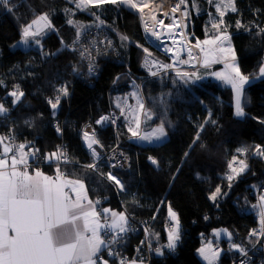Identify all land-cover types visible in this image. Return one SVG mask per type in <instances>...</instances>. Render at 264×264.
Instances as JSON below:
<instances>
[{
    "label": "trees",
    "instance_id": "16d2710c",
    "mask_svg": "<svg viewBox=\"0 0 264 264\" xmlns=\"http://www.w3.org/2000/svg\"><path fill=\"white\" fill-rule=\"evenodd\" d=\"M214 3L189 0L190 30L202 41L209 39L207 32H214L207 15L215 13ZM233 4L236 11L228 5L219 33L229 37L240 72L252 81L241 93L243 118L236 117L231 86L199 78L202 70L196 75L145 80L141 68L147 54L144 49L154 58L162 56L146 42L137 15L122 3L78 8L73 0H9L11 11L0 4V103L7 109L0 115V136L12 135L17 146L26 145L36 156L34 165L53 175L54 159L48 164L45 160L57 143H65L73 163L67 172L84 182L88 196L99 201L98 211L109 208L126 215L131 231L125 251L131 258L144 244L138 223L147 225L150 247L164 248L169 208L176 213L181 230L175 255H156L151 264H204L198 248L217 228L230 232L229 239L213 240L223 246L218 264H230L256 242L250 233L259 226L262 212L255 188L264 186V155L256 154L257 146L264 150V76L260 71L264 65V0H233ZM40 15H47L53 32L41 38L39 48H12L21 39L22 28ZM69 20L91 22L88 28L100 23L115 47L100 57L99 76L90 84L80 78L77 56L66 51L77 36ZM117 32L128 37V42L122 43ZM141 81L140 99L168 137L152 148L125 140L135 128L116 102L130 91L132 82ZM17 87L24 95L13 104L15 97L9 93ZM61 87H67L68 95L59 94L63 100L52 119L48 101L56 98ZM129 105L136 104L130 100ZM111 109L122 114L119 126L116 131L97 129L96 138L103 149L123 141L131 163L128 171L115 173L123 190L108 179L105 165L95 170L87 167L93 162L81 143L82 128L94 125ZM237 149L247 152L241 154ZM150 153L160 160V169L148 163ZM233 157H240L247 168L229 180ZM218 187L215 200L210 199ZM261 254L257 258H264V251Z\"/></svg>",
    "mask_w": 264,
    "mask_h": 264
},
{
    "label": "snow or ice",
    "instance_id": "6c2138e0",
    "mask_svg": "<svg viewBox=\"0 0 264 264\" xmlns=\"http://www.w3.org/2000/svg\"><path fill=\"white\" fill-rule=\"evenodd\" d=\"M78 8L84 5H100L105 3L117 4V3H129L132 7H137L132 0H73ZM213 0H209L212 3ZM223 2V0H221ZM181 4L185 3V0H180ZM0 4L8 8L9 0H0ZM228 5H232L231 10L236 11L233 0H228ZM195 6V5H193ZM178 7L172 8V12H176ZM227 7V5L225 6ZM217 12L221 16V20L213 24V27H219V24H223L222 17L224 11L221 10V5H216ZM40 22H44L46 27H52L48 23L47 15H40L37 19L33 20L31 24L23 27L21 43L28 44V38L40 35L41 28H37L36 31H32L33 25H40ZM69 24L73 21L69 20ZM163 24V21H158ZM239 26V21L237 22ZM79 30L77 36L79 37ZM155 35V32H153ZM122 40H127L128 37L122 36ZM159 39V37H157ZM229 37L223 35L215 36L212 39H206L203 42L197 40V46L204 45H216L221 52L226 49L222 46L224 41H227ZM217 41H220V45H217ZM39 43V41H36ZM63 43V41L61 42ZM139 47V45H137ZM201 52L204 53V64L207 67L211 63L218 62L215 58L210 59L209 56L214 52V49H205L201 47ZM231 51V49H227ZM148 56L151 53L148 49H144ZM233 59H235V53L232 52ZM189 58H192V53L189 52ZM181 63H187L188 61H180ZM151 63L153 66L157 62L145 60V64ZM164 68L171 67V65H163ZM226 68H231L235 73V76L231 73H213L218 79L224 80L226 84H230L235 93V114L237 116H243L244 112L241 107V89L243 84L248 81V77L240 72V69L235 65H225ZM76 69L74 68L73 71ZM89 71H92L90 66ZM153 76L157 73L152 72ZM261 74L264 75V67L261 68ZM178 75H180L178 73ZM187 75V74H184ZM195 75V73H192ZM58 95L55 98V102L51 99L48 103L55 110L60 102V95H68L67 87H61L57 90ZM19 93V94H17ZM9 95L15 97L12 101L13 104L21 100L24 93L17 90L9 93ZM140 108H144V104L140 103ZM7 112V109L3 104H0V115ZM55 114V113H53ZM108 120V117H101L97 121V124ZM206 123L208 121H205ZM215 123V121H212ZM139 126V125H138ZM201 129L203 125L200 126ZM132 131L131 129H129ZM61 129L57 126V132ZM137 132L133 131V136H136ZM166 136L163 125L153 130V133L149 135L139 136L140 140L151 141L153 139L160 140ZM199 138V133H197ZM84 139L87 142V146L92 150L93 157L97 156L96 150L93 145H99V141L95 139V134L84 133ZM5 140H11V137L0 136V144H4ZM102 147V145H100ZM26 145L20 144L18 147L13 148L8 144L3 146V154L0 156V264H108V261L103 260L101 257H97V253L102 248H109V244L106 243L101 236V229H119V232H114L112 242H116L120 238L121 233H126L129 228L127 227V217L124 213H117L111 209L104 208L102 212L95 210L93 202L88 201V206L82 203V200L87 199L86 194L82 197L80 192L76 193V199L73 200L69 194L65 192L66 185L78 186L83 190L85 185L81 180H63L59 179L61 175L59 168H57V179L52 180L48 176H44L40 171H36L35 176L29 175L27 171V156L28 153L23 151ZM238 152L244 154L247 149H237ZM9 153H12L10 159L11 171L9 168ZM59 153V154H58ZM17 154L19 158H17ZM257 155H264V150L260 146L256 147ZM188 153H185L187 156ZM63 156L62 152H53L48 154L47 159H60ZM66 159V158H65ZM149 160L153 165L158 166V161L149 157ZM236 157H233V161ZM240 172H243L247 165L244 161H240ZM18 165H25L23 170H17ZM115 166V165H113ZM87 167L95 170L97 165L95 163L87 165ZM229 168L236 172L233 167V163H229ZM239 174V173H237ZM108 179L114 181L117 186L123 190L124 186L111 173L108 174ZM228 179H233L232 176H228ZM220 192V188L216 189V193L210 196V199L215 200L216 194ZM264 200V197L261 198ZM95 203H99L96 201ZM111 213V222L108 221L107 214ZM169 216L176 222L175 227L168 234L167 247L169 249H175L176 242L179 240V222L175 212L169 208ZM261 223L264 225V210L261 212ZM103 221V222H102ZM255 235V233H250ZM233 247H238L233 245ZM157 253H160V249H156ZM200 254L205 260L211 264V257L205 254V249L201 248ZM114 253L110 250L109 255ZM217 253H213V256ZM96 257V259H93ZM123 264V262H122ZM135 264V262H133Z\"/></svg>",
    "mask_w": 264,
    "mask_h": 264
},
{
    "label": "built area",
    "instance_id": "2783aa9c",
    "mask_svg": "<svg viewBox=\"0 0 264 264\" xmlns=\"http://www.w3.org/2000/svg\"><path fill=\"white\" fill-rule=\"evenodd\" d=\"M132 3H135L137 7H132L131 4L125 2L122 3L131 11H133L138 19L141 26L142 34L149 44V46L158 52L162 57L154 58L151 55L147 54L143 55L141 59V68L145 73V80H151L156 78H161L167 75H192V73L197 74L198 71L213 67H219L224 64V61L219 58L217 50H214L212 54H210L209 58H215L218 62L211 63L207 67L203 66L204 64V53L201 52V47L205 49H212L207 45L201 44L197 46V40L203 42L199 39L191 30L189 24V0H185L184 4L180 3V0H132ZM178 7L176 12H172V8ZM158 21H163V24ZM155 32V35H153ZM159 37V39H157ZM225 47L227 49L231 48L230 43L227 41L225 43ZM115 50L114 45H112L108 34H106L104 28L100 23H96L92 27L80 32L79 37L76 36L73 41L66 47V51L72 55H76L78 60L80 61L82 67L81 80H87L88 83H91V80L97 79L100 73L99 67V59L108 56L107 53ZM189 52L192 53V58H189ZM107 54V55H105ZM155 61L157 62L155 66L151 63L145 64V60ZM180 61H188L187 63H181ZM163 65H171V67L164 68ZM92 68V71H89V68ZM156 72L157 74L153 76L151 73ZM143 81L139 84V91L141 90ZM14 92V91H13ZM141 103L144 104V108L141 109L140 106H134L132 116L130 117L133 123L136 119L140 121V128L142 131L144 130V125H150L152 128H157L161 125L155 123L154 118L148 113L145 106V101L141 98ZM63 100L60 97V102ZM55 102V99L52 100ZM58 104V105H59ZM108 117V120L103 121L100 124H97V121L101 119V117ZM122 114L115 111L109 110L106 113L101 114L95 121L94 125H86L81 130V143L82 147L92 158V162L99 167V165H105L108 169V174L111 173L115 175L117 172H125L130 169V158L125 152L123 147V141H118L111 149H103L100 144L93 145V148L97 152V156L93 157L92 150L88 148L87 142L84 139V133L95 134V139L97 135V129H105L111 127L114 131H116L117 127L120 124ZM129 120V121H130ZM155 124L157 127H153ZM157 124V125H156ZM53 126L57 127V121H54ZM165 130V129H164ZM140 131L138 134H141ZM137 134V135H138ZM11 140H7L8 145L13 148L18 147L13 136L9 135ZM134 136L127 137L125 140L127 142H131ZM168 140L167 134L165 137L161 139L157 145H161ZM137 145V144H135ZM158 145V146H159ZM140 146V145H138ZM146 147V146H142ZM149 147V146H147ZM155 147V146H154ZM152 148V147H149ZM62 152L63 156L60 159H54L53 163V171L54 174H57V168L60 170V177L65 178L66 180L75 181L76 179L73 176H70L67 172V168L72 165L71 156L69 153V149L65 145V143H57L54 146V152ZM59 154V153H58ZM149 157H153L157 160V156L150 153L147 157L148 163L151 165L152 162L149 160ZM66 158V159H65ZM36 159V156H35ZM92 163V164H93ZM115 165V166H113ZM34 162H28L27 167H33ZM155 168L160 169V164L153 165ZM92 169V168H89ZM93 170V169H92ZM116 196H118L116 194ZM260 195L257 196L258 203H260ZM109 221V220H108ZM110 223V222H109ZM137 226L140 228L143 234V247L140 251L136 252L135 257L131 258L129 254L125 251L128 243L129 232L131 231V226L127 223V227L129 230L126 233H121L120 238L116 242H112V237L114 232H119V229H102L101 236L102 239L109 244V248H104L101 253L97 255V257H101L103 260L108 261V264L111 263H126L128 261H139L144 264H151V260L154 256L159 254L164 255H175L174 249H169L165 244L164 248H156L160 249V253L158 254L156 249H153L147 243V235H148V227L146 224L138 223ZM136 226V228H137ZM173 227L171 220L168 218L164 223V230L170 231ZM179 235L181 234L180 228H178ZM252 233V235L256 237V242L246 251L238 255L236 259L231 261L230 264H263L264 258L258 255H262L261 253L264 251L263 245V230L262 226H257ZM223 249L221 243L214 244V252H220ZM112 251L114 254L109 255V251Z\"/></svg>",
    "mask_w": 264,
    "mask_h": 264
},
{
    "label": "rangeland",
    "instance_id": "374dc122",
    "mask_svg": "<svg viewBox=\"0 0 264 264\" xmlns=\"http://www.w3.org/2000/svg\"><path fill=\"white\" fill-rule=\"evenodd\" d=\"M209 1V0H208ZM213 1H215V3H214V7H215V13L214 14H212V13H210V11L209 12H207V15H208V21H209V27H210V29H212L214 32L212 33V34H210V31L209 32H207V34H208V36H209V39H212V38H214L215 36H220V35H222L221 33H219L220 31H221V26L223 27V24H219V27L217 28V27H213V24L214 23H217V22H219L220 20H221V16H220V14L217 12V8H216V5L219 3L220 5H221V10L222 11H224V13L226 12V10H227V7H228V0H223V2H221V0H213ZM227 5V7H225ZM86 6H91V5H84V6H82V7H80V8H84V7H86ZM37 19V18H36ZM96 19V18H95ZM222 19H223V17H222ZM32 23V22H31ZM30 23V24H31ZM48 23H50L49 22V19H48ZM91 24V22L90 23H85V24H82V23H77V22H75V21H73V23L71 24V25H73L74 27H75V29H76V33H77V31L79 30V33L80 32H82V31H84V29L85 28H88V26ZM29 25V24H28ZM27 26V25H26ZM25 27V26H24ZM41 28L42 30H41V32H40V35H38V36H35V37H29L28 38V44H23V43H21V39H22V37H21V39L17 42V43H15L13 46H12V48H22V49H29V48H39V43H40V41H41V38H43V37H45L46 35H48L49 33H51V32H53V29H52V27H46L45 25H44V22H40V25L38 26V25H33L32 26V31H36L37 30V28ZM23 29V28H22ZM118 33V32H117ZM119 37H122L123 35L122 34H120V33H118L117 34ZM121 41H123L122 43H126V42H128V41H125V40H122L121 38H119ZM221 39H223V35L221 36ZM36 41H39V43H36ZM227 41H224V44L222 45L226 50L225 51H223V56H225L224 57V59L226 60V64L224 63L222 66H221V68H209V69H205V70H202V71H200L199 72V78H201V79H208V78H210V79H212V80H215V81H217L220 85H222V86H231L230 84H226L225 82H224V80H222V79H218L215 75H213V73H216V72H221V73H231V75H233V76H235V73L232 71V69L231 68H226L225 67V65H235V66H237V63H236V61L235 60H230L231 59V57H233L232 56V51H228L227 50V48L225 47V43H226ZM220 41H217V45H220ZM208 47H210V48H212V49H214V50H217V52H218V56H219V58L220 59H223L221 56H220V54L222 53L220 50H219V48L216 46V45H207ZM238 67V66H237ZM139 84H140V82H132L131 83V87H130V91L127 93V94H125L124 96H122L121 98H118V99H116V102H117V104L119 105V107L120 108H122V110L124 109V112H126V117L128 118L127 119V121H128V123H129V125L131 124V128H135V129H133V131H135V132H137V134L140 132V131H142V129L140 128V126H141V124H140V121L138 120V119H136L135 120V122L133 123V125H134V127L132 126V121L130 120L131 118V116H132V112H133V107L132 108H130V105H129V103H130V100H131V102H133L134 104H136L137 106H140V103H141V99H140V95H139V93H138V87H139ZM135 105V106H136ZM236 117H238V118H243L244 117V115L243 116H237L236 115ZM154 118V117H153ZM130 120V121H129ZM154 121H155V118H154ZM156 122V121H155ZM156 123H159V122H156ZM139 125V126H138ZM157 125V124H156ZM153 127H157V126H155V124H153L152 125ZM133 131L131 132L132 134H133ZM167 134V133H166ZM159 145V144H158ZM157 145V143L156 144H154V145H151V146H149V147H156V146H158ZM157 161H158V163L160 164V160L157 158ZM240 161H243L240 157H236V160L235 161H233L232 160V162L231 163H233V167L236 169V172H233L231 169H230V172H231V174L229 175V176H232V177H234V176H236V175H238L237 173H242V172H240L239 171V169H240V167H241V164H240ZM247 168V167H246ZM246 168L244 169V171L246 170ZM243 171V172H244ZM263 184H264V182H263ZM257 189V190H256ZM255 190H256V194H255V196H256V198H257V196L258 195H260L261 197H260V203H258V200H257V203H258V206H259V208H261V198L262 197H264V186H259V187H257V188H255ZM255 190H253V191H255ZM252 191V192H253ZM252 194V193H251ZM174 212V211H173ZM169 216V215H168ZM170 220H171V222H172V224H173V227H175V224H176V222L175 221H173L172 219H171V217L169 216L168 217ZM262 218V217H261ZM261 218H260V222H259V226L261 227L262 226V223H261ZM172 227V228H173ZM172 230V229H171ZM170 230V231H171ZM262 230H263V227H262ZM170 231H166V233H165V237H166V239L168 240V234H169V232ZM222 237H223V239H229L230 238V232H229V230L228 229H226V228H217V229H214L213 230V232H211V235L209 236V238H207V239H203L202 240V243H201V245H200V247L198 248V251H197V255H198V257H199V259L204 263V264H209V261L208 260H205L204 259V257L200 254V249L201 248H204L205 249V254L206 255H208L209 257H211V264H218V260H219V258L221 257V255H222V253L223 252H218L217 253V255H215V256H213V253H215L214 252V244H213V240H221L222 239ZM164 242V241H163Z\"/></svg>",
    "mask_w": 264,
    "mask_h": 264
},
{
    "label": "crops",
    "instance_id": "0c3cea01",
    "mask_svg": "<svg viewBox=\"0 0 264 264\" xmlns=\"http://www.w3.org/2000/svg\"><path fill=\"white\" fill-rule=\"evenodd\" d=\"M220 56H221L223 59H224V57H225V56H223V52L220 54ZM224 60H225V59H224ZM230 60H235V59H233V57H231ZM235 61H236V60H235ZM263 67H264V65H263ZM260 71H261V69H260ZM263 76H264V75L261 74V77H263ZM251 82H252V81H251L250 79H248V81H247L246 83L243 84V87H242V89H241V93H242V91L244 90L245 86L249 85ZM231 88H232V87H231ZM233 92H234V91H233ZM234 96H235V93H234ZM0 104H2V103H0ZM4 144H8V143H7L6 141H4ZM4 144H0V156H2V154H3V146H4ZM23 151H25V152L28 153L27 160H28L29 163H30V162H33V161L35 160V154H34L33 151H31L30 149H27V147H26ZM11 155H12V153H9V168H8V171H11V168H10V164H11V159H10V157H11ZM17 158H19V155H18V154H17ZM50 160H52V159H46V160H45V161H46V164H48ZM36 165H37V163L35 162L34 167H27V171H28L29 175L35 176V173H36V171L38 170V171H40L44 176H48V177H49L50 179H52V180H56V179H57V175H55V174L53 175V174H49V173H45V172H43L40 168H37ZM24 168H25V165H18V166H17V170H23ZM59 179H60L61 181L66 180L65 178H62V177H60V176H59ZM65 192H66L67 194H69L73 200L76 199V193H77V192H80L82 197L86 194L87 199L82 200V203H83L85 206H88V201L91 200V201L93 202V207L95 208V210L98 211V206H97V204L95 203L96 201H93V200L88 196V194H87L86 186L84 187L83 190H81V189H79L78 186H75V189H74L73 185L69 184V185H66V186H65ZM261 208H262V210H264V200H261ZM108 209H109V208H108ZM111 210H112V209H111ZM112 211H115V212H117V213H123V212H120V211H117V210H112ZM107 216H108V220H109V222H111V219H112V218H111V213H108ZM102 222H103V221H102ZM262 227H263V244H264V225H262ZM101 230H102V229H101ZM101 230H100V231H101ZM115 230H116V229H115ZM165 236H166V235L164 234V236H163V238H162V241H164V244H167V243H168V240L166 239ZM222 238H223V237H222ZM103 249H104V248H102V250H101L100 252H98L97 255H98L99 253H101V252L103 251ZM93 259H96V257H94ZM133 262H135V264H144V263H142V262L135 261V260L128 261V262L123 263V264H133ZM111 264H122V263H111Z\"/></svg>",
    "mask_w": 264,
    "mask_h": 264
},
{
    "label": "bare ground",
    "instance_id": "6f19581e",
    "mask_svg": "<svg viewBox=\"0 0 264 264\" xmlns=\"http://www.w3.org/2000/svg\"><path fill=\"white\" fill-rule=\"evenodd\" d=\"M155 128H152L150 125H144V130L142 131V133L141 134H138V135H136V136H134L133 138H132V141L135 143V144H137V145H140V146H151V145H154V144H156V143H158V142H160L161 141V139L160 140H155V139H153V140H151V141H148V140H140L139 139V136H142V135H149V134H151V133H153V130H154Z\"/></svg>",
    "mask_w": 264,
    "mask_h": 264
},
{
    "label": "water",
    "instance_id": "95a60500",
    "mask_svg": "<svg viewBox=\"0 0 264 264\" xmlns=\"http://www.w3.org/2000/svg\"><path fill=\"white\" fill-rule=\"evenodd\" d=\"M59 109H60L59 106H57V108L55 110L53 108H51V110L53 111V113H55V114L52 113V115H51V118L52 119H55L57 117L58 112H59Z\"/></svg>",
    "mask_w": 264,
    "mask_h": 264
},
{
    "label": "clouds",
    "instance_id": "9594fccd",
    "mask_svg": "<svg viewBox=\"0 0 264 264\" xmlns=\"http://www.w3.org/2000/svg\"><path fill=\"white\" fill-rule=\"evenodd\" d=\"M209 69V68H208ZM203 70H205V69H203Z\"/></svg>",
    "mask_w": 264,
    "mask_h": 264
}]
</instances>
